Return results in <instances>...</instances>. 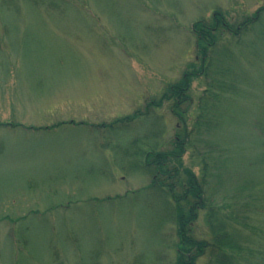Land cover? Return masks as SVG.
<instances>
[{"label": "rangeland", "instance_id": "1", "mask_svg": "<svg viewBox=\"0 0 264 264\" xmlns=\"http://www.w3.org/2000/svg\"><path fill=\"white\" fill-rule=\"evenodd\" d=\"M221 17L204 67L194 28ZM179 135L213 209L195 238L211 213L225 264H264V0H0V264H177L149 164Z\"/></svg>", "mask_w": 264, "mask_h": 264}, {"label": "trees", "instance_id": "2", "mask_svg": "<svg viewBox=\"0 0 264 264\" xmlns=\"http://www.w3.org/2000/svg\"><path fill=\"white\" fill-rule=\"evenodd\" d=\"M220 19L218 22L213 23L212 26L201 22L194 28V32L197 33L199 38L198 51L203 57L201 65L204 67H206L207 53L216 45L217 34L220 31L230 30L226 19L223 17ZM195 69V67H192L191 74L189 72L185 73L180 83L174 85L168 91L166 94L167 99L165 97V100L173 102V111L175 110V116L181 122L184 121L183 119H185L188 112V109L187 111L185 109V104L189 101L192 81L202 73V71L197 72ZM161 104L162 102L159 101V103H152L151 106L152 108H160ZM187 141V136L180 137L179 135L171 151L157 154L153 157V161L149 164L151 171L154 173L153 187L157 188L159 192L169 194L174 203L179 241L177 245V264H200V261L206 257L208 252L215 261L225 264L226 257L224 254L226 249L238 252H242V249L229 243L226 231L215 228L212 223L213 216L209 213L213 209L210 208L209 202L206 200L203 185L198 183L191 171L188 170L182 174L181 161L187 151ZM179 184L181 185L180 189H178ZM208 209H211L208 212V222L215 238L213 243L206 240L199 241L195 238V225L201 214L207 213ZM217 252L221 255L216 254Z\"/></svg>", "mask_w": 264, "mask_h": 264}]
</instances>
